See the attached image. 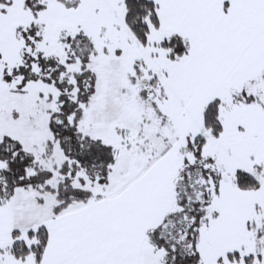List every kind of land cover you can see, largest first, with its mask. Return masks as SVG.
I'll use <instances>...</instances> for the list:
<instances>
[{"label":"snow or ice","instance_id":"6c2138e0","mask_svg":"<svg viewBox=\"0 0 264 264\" xmlns=\"http://www.w3.org/2000/svg\"><path fill=\"white\" fill-rule=\"evenodd\" d=\"M0 264H264V0H0Z\"/></svg>","mask_w":264,"mask_h":264}]
</instances>
